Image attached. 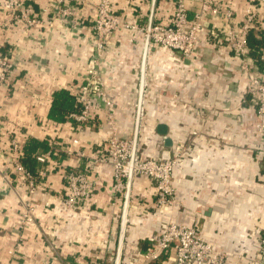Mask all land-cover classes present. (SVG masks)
Here are the masks:
<instances>
[{"label": "crops", "instance_id": "1", "mask_svg": "<svg viewBox=\"0 0 264 264\" xmlns=\"http://www.w3.org/2000/svg\"><path fill=\"white\" fill-rule=\"evenodd\" d=\"M98 1L84 0L64 19L52 14V0H24L28 18L38 24L22 20L19 11L0 8V55L11 54L14 64L9 89L0 88V133L15 132L20 140L30 137L26 144L33 139L44 145L54 134V126L47 121L50 99L61 89L78 86L90 69ZM185 1L192 17L199 4ZM151 2L113 0L116 14L138 25L147 21ZM173 2L157 0L159 21L170 18ZM232 2L241 15L245 1ZM212 28L218 30L211 22L199 32V50L188 59L159 48L150 51L145 60L139 156L162 158L165 152L173 155L184 149L172 173L177 203L155 210L152 182L136 176L123 227V198L119 193L118 200L113 198V171L103 164L97 167L98 174L92 173L99 175L101 184L94 202L82 210L63 208L57 195L63 186L59 173L88 168L85 159L63 151L57 159L59 167L47 177L50 191L32 198L23 188L17 195L7 193L0 177V264H112L120 234V264L134 263L171 223L194 227L216 252L232 256L228 264L253 260L264 230V162L257 152L262 142L252 133L245 134L244 129L257 122L255 108L245 93L246 79L236 71L238 63L231 50L208 39ZM109 45L102 81L113 104L116 134L128 138L140 82L143 37L120 29ZM36 90L41 92L39 100L32 97ZM20 122L26 126L16 125ZM110 135L108 128L83 131L75 122H64L60 142L70 151L90 154ZM166 139L170 147L165 145ZM73 140L78 141L76 147ZM32 162L34 167L29 170L33 173L43 167L34 158ZM9 163L0 162V174L8 170ZM29 199L37 210L31 222L21 225V205Z\"/></svg>", "mask_w": 264, "mask_h": 264}, {"label": "built area", "instance_id": "2", "mask_svg": "<svg viewBox=\"0 0 264 264\" xmlns=\"http://www.w3.org/2000/svg\"><path fill=\"white\" fill-rule=\"evenodd\" d=\"M23 1L0 0V8L12 13L19 11L22 20L29 24H38V21L28 18ZM52 1V14L64 19L73 15L72 11L79 3H84V0ZM232 1L194 0L199 4V9L190 17L186 1L174 0L170 18L159 21L157 0H152L147 21L143 25H138L127 22L117 15L113 0H99L95 5L96 16L93 22L95 51L90 60L91 66L84 73L81 83L68 89L75 98V111L70 113L64 122H75L83 131L98 132L108 128L111 135L104 143L93 147L90 154L83 150L70 151L63 148L60 142V131L64 122L56 123L47 119L54 126V134L44 140L47 149H38L30 155L43 165L33 173L23 163L26 141L30 137L25 135V138L20 140L15 132L13 135L0 133V162L2 160L10 162L8 170L0 174L6 186L4 191L17 195L20 188H23L30 198L38 192L50 191L51 185L47 177L53 169L59 167L57 159L60 153L65 151L77 159H85L88 168L85 171L74 169L59 173L63 186L57 195L63 208L82 210L94 202L101 184L97 181L99 175L94 177L93 174H98L97 167L103 164L109 165L113 171V198L118 200L116 193L121 194L123 198L121 220L123 227L126 223L125 213L133 199L131 184L136 176L146 177L152 182L155 190L153 194L155 210L174 206L177 198L172 184V173L183 157L184 149H177L167 160L160 157L141 159L139 156L140 134L145 115V60L150 51L159 48L169 49L183 59H188L199 50L196 44L199 32L209 27L211 22L218 26V30L210 29L208 39L225 44L237 60L236 71L245 77V93L255 108L256 127L264 134V44L258 51L248 46L250 34L256 37L264 35V0H244L246 7L241 15ZM120 29L140 33L143 37L140 82L134 104L132 134L128 138H121L116 134L117 122L112 112L113 104L102 81L104 58L110 47L109 41ZM13 65L11 54L0 55V88L9 89ZM229 80L234 82L231 78ZM20 88H23V85H20ZM48 92L49 90L46 93ZM40 95L41 92L36 90L32 97L39 100ZM16 125L26 126L22 122ZM72 144L76 147L78 141L73 140ZM89 169L93 170L91 175L88 174ZM21 208L20 223L25 225L32 221L37 205L29 199L22 202ZM122 242L123 234H120L112 264H120ZM231 260L232 256L216 252L194 227L171 223L162 230L158 238L150 241L147 249L138 254L134 263L129 264H228ZM249 264H264V234L260 240V249Z\"/></svg>", "mask_w": 264, "mask_h": 264}, {"label": "trees", "instance_id": "3", "mask_svg": "<svg viewBox=\"0 0 264 264\" xmlns=\"http://www.w3.org/2000/svg\"><path fill=\"white\" fill-rule=\"evenodd\" d=\"M264 44V35L254 36L250 34L248 38V46L254 51H258L263 47ZM257 56V55H255ZM75 98L68 90L61 89L55 92L50 99V108L48 112V119L56 122L63 123L66 117L75 111L74 108ZM40 147L47 149L46 145L30 139L25 146V158L23 163L28 169H33V162L30 155L37 151Z\"/></svg>", "mask_w": 264, "mask_h": 264}, {"label": "rangeland", "instance_id": "4", "mask_svg": "<svg viewBox=\"0 0 264 264\" xmlns=\"http://www.w3.org/2000/svg\"><path fill=\"white\" fill-rule=\"evenodd\" d=\"M256 124H257V123H255V124H254L251 128H249V129H244V131H245V134H246V135H247L248 133H252L253 136H257V137L261 140L262 145H261L260 149H259L257 152H258V154L260 155V156H258V157L260 158V160H261L262 162H264V134L258 130V128L256 127ZM248 131H250V132H248ZM258 154H257V155H258ZM263 234H264V230H263L262 235H263ZM261 237H262V236H261ZM260 240H261V238H260ZM259 249H260V247H259ZM233 257H238V256H233ZM251 261H252V260H251ZM251 261H250V262H251Z\"/></svg>", "mask_w": 264, "mask_h": 264}, {"label": "water", "instance_id": "5", "mask_svg": "<svg viewBox=\"0 0 264 264\" xmlns=\"http://www.w3.org/2000/svg\"><path fill=\"white\" fill-rule=\"evenodd\" d=\"M165 143H166V144H165L166 146L170 147V141H169L168 139L165 140ZM163 155H164V156L162 157L163 160H167V159L170 158V155L168 154V152H165Z\"/></svg>", "mask_w": 264, "mask_h": 264}]
</instances>
